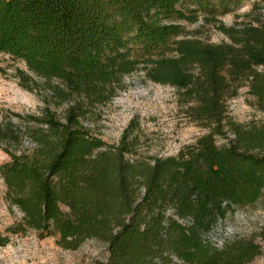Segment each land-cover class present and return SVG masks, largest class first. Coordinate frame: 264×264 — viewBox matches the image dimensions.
<instances>
[{
    "label": "trees",
    "instance_id": "16d2710c",
    "mask_svg": "<svg viewBox=\"0 0 264 264\" xmlns=\"http://www.w3.org/2000/svg\"><path fill=\"white\" fill-rule=\"evenodd\" d=\"M248 0H0V54L21 87L42 86L58 104L35 124V147L0 164L4 200L21 217L0 234L54 237L66 250L106 245L94 264H247L261 254L264 225L214 247L203 239L237 206L264 192V119H228L226 101L243 81L264 115V16L226 26L221 16ZM264 8L255 0L251 11ZM200 21L228 42L187 31ZM134 73L181 92L192 121L209 127L176 155L134 157L125 130L116 144L92 136L82 119L111 101ZM230 133L222 145L217 135ZM12 134L0 130V134Z\"/></svg>",
    "mask_w": 264,
    "mask_h": 264
},
{
    "label": "rangeland",
    "instance_id": "374dc122",
    "mask_svg": "<svg viewBox=\"0 0 264 264\" xmlns=\"http://www.w3.org/2000/svg\"><path fill=\"white\" fill-rule=\"evenodd\" d=\"M255 0L243 2L234 10L221 16L226 26L253 22L264 16V8L251 11ZM200 21L185 24L187 31L208 43L228 42L229 39L210 23L200 26ZM22 64L0 54V130L13 132L0 134V164L9 160L4 149L23 152L36 145L32 131L35 124L27 120L28 115L40 116L49 108L61 115L66 104H58L42 86L25 89L15 76L14 68ZM264 73V67H259ZM123 88L104 105L93 107L82 119L83 125L92 136L108 145L116 144L122 133L128 129L129 138L134 140V157L146 160L152 157H168L178 153L185 146L209 132L210 128L192 121L189 105L181 92L169 85L146 80L141 73L123 78ZM226 115L229 120L249 126L259 124L264 115L250 94L247 81H243L234 97L226 101ZM224 135L215 137L222 145L231 135L224 129ZM5 184L0 176V234L20 219L18 209H9L4 200ZM264 225V192L252 205L237 206L229 210L225 218L218 220L203 235V239L214 247H221L225 241L248 237ZM261 254L247 264H264V242L260 241ZM108 256L106 245L98 240H86L76 250H66L55 244L54 237L39 239L29 231L23 236L12 235L5 246H0V264H94Z\"/></svg>",
    "mask_w": 264,
    "mask_h": 264
}]
</instances>
